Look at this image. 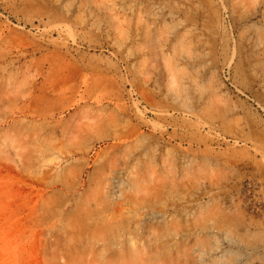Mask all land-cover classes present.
I'll return each instance as SVG.
<instances>
[{
  "label": "rangeland",
  "instance_id": "rangeland-1",
  "mask_svg": "<svg viewBox=\"0 0 264 264\" xmlns=\"http://www.w3.org/2000/svg\"><path fill=\"white\" fill-rule=\"evenodd\" d=\"M0 264H264V0H0Z\"/></svg>",
  "mask_w": 264,
  "mask_h": 264
}]
</instances>
